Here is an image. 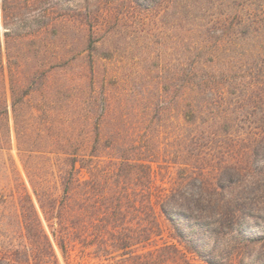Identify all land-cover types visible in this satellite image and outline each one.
I'll return each instance as SVG.
<instances>
[{
  "label": "trees",
  "instance_id": "trees-1",
  "mask_svg": "<svg viewBox=\"0 0 264 264\" xmlns=\"http://www.w3.org/2000/svg\"><path fill=\"white\" fill-rule=\"evenodd\" d=\"M137 15L162 24L169 19L175 44L189 53L186 95L176 102V128L170 131L177 144L188 143L182 161L177 153L176 161H166L172 153L163 146V131L98 125L81 131L75 99L67 101L55 129L54 121L37 119L42 107L26 108L27 100L16 96V83H32L39 75V54L48 67L67 64L87 49L108 46L119 25ZM243 58L244 66H264V0H0V82L5 96L10 91L22 169L11 158L3 165L12 175L10 197L25 240L0 264H50L56 261L53 243L65 250L66 242L79 244L100 264H190L174 259L172 250L181 251L176 244L158 247L151 263L137 251L162 238V219L169 236L204 264H264V234H249L240 221L264 210L249 195L259 190L249 186L255 184L251 175H264V161L254 167V148L238 151L233 112L206 99L208 92L222 95L221 80L232 86L231 71ZM24 109L29 115L22 123ZM106 109L109 123L126 125L112 102ZM7 114L5 97L1 150L11 137ZM171 164L187 175L166 187L158 173Z\"/></svg>",
  "mask_w": 264,
  "mask_h": 264
},
{
  "label": "rangeland",
  "instance_id": "rangeland-1",
  "mask_svg": "<svg viewBox=\"0 0 264 264\" xmlns=\"http://www.w3.org/2000/svg\"><path fill=\"white\" fill-rule=\"evenodd\" d=\"M228 9V8H227ZM134 17V16H133ZM122 22L118 27V33L108 46L98 49H87L76 59L69 63L48 67L45 65L42 55L39 54L36 68L39 75L30 83L15 84L18 99L26 101L28 106L39 105L42 111L38 120L54 121L55 129L59 126V119L67 111V101L77 100L75 114L79 117V130L94 129L98 127L111 128L123 127L136 130L153 129L163 131L165 150L172 153L166 161H176L174 154H179L177 161L187 158L188 143L177 144L171 137L170 131L176 127L177 100L185 97L188 77L185 70L189 67L190 58L188 50L175 44L177 37L171 26V21L160 23L155 16L146 18L145 15ZM4 31L1 28V32ZM72 33V32H70ZM185 33L179 35L184 38ZM77 43V42H76ZM80 48L76 47L74 51ZM244 59V58H243ZM246 59L236 60L235 68L231 74L232 84L222 80L219 84L222 95L207 93V101L216 102L219 107L232 111L235 118L234 129L237 139L238 151L251 153L256 151L252 159L254 167L264 161V66ZM257 65V66H256ZM249 69H248V68ZM228 81V80H227ZM8 86V85H7ZM229 91L228 93H226ZM233 91L234 93H230ZM4 83L0 82V109L5 97L8 104V122L11 137L0 149V257H11L14 248L23 249L25 240L22 236L19 215L20 212L10 197L13 186L12 175H6L3 163L7 158L15 160L19 169H22L14 132V113L11 105L10 91L7 89L4 97ZM109 101L114 107V114L124 117L128 121L126 125H113L106 120L105 111ZM90 102V103H89ZM183 106L185 103L181 102ZM89 105V106H88ZM224 110L222 112H225ZM29 115L28 110L20 112L18 119L24 122ZM82 115H87L83 117ZM50 117V118H49ZM30 118V117H29ZM121 119V120H123ZM32 122L36 119L32 118ZM29 122V119H28ZM167 144V145H166ZM1 145V144H0ZM175 152V153H174ZM252 155V154H251ZM212 161L217 159L211 157ZM211 161V162H212ZM218 163H208L206 167H218ZM169 170L164 168L158 173L164 178L165 185L176 182V179L187 175V171H179L178 164H171ZM214 165V166H209ZM210 176L215 173L211 169ZM25 179V175H22ZM48 176V175H43ZM259 188L258 193L251 192L250 196H257V204L264 209V175H251ZM262 195V196H260ZM260 202V203H259ZM262 202V203H261ZM251 235L264 234V210H257L253 217L241 218ZM162 238L154 237L153 240L137 248L139 253H144L143 259L151 263L153 254L158 247L176 244L180 252L172 250L173 256L178 255V261L186 259L190 264H204L201 257L186 251L182 244L169 236L168 223L163 221ZM45 227L47 223L44 221ZM58 225L54 224L57 228ZM48 229V228H47ZM54 251L56 261L50 264H100L101 259L94 257L88 250L79 244L66 242L65 250H61L55 243ZM152 251V254L150 252ZM146 254V255H145ZM185 260V261H186ZM111 262L124 263L123 260H111ZM33 264V263H32Z\"/></svg>",
  "mask_w": 264,
  "mask_h": 264
}]
</instances>
